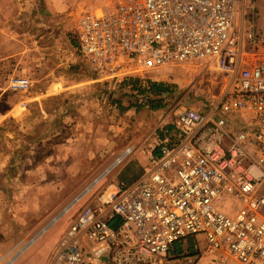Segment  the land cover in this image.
Listing matches in <instances>:
<instances>
[{
    "label": "built area",
    "instance_id": "obj_1",
    "mask_svg": "<svg viewBox=\"0 0 264 264\" xmlns=\"http://www.w3.org/2000/svg\"><path fill=\"white\" fill-rule=\"evenodd\" d=\"M256 1L127 0L78 20L80 51L106 79L214 59L228 83L204 109L179 112L137 180L110 183L81 205L46 264H163L177 242L198 235L209 253L264 264V16ZM29 86L27 77L9 81L14 91ZM134 151L128 147L43 232Z\"/></svg>",
    "mask_w": 264,
    "mask_h": 264
},
{
    "label": "rangeland",
    "instance_id": "obj_2",
    "mask_svg": "<svg viewBox=\"0 0 264 264\" xmlns=\"http://www.w3.org/2000/svg\"><path fill=\"white\" fill-rule=\"evenodd\" d=\"M122 1L127 0H63L58 6L54 0H0V264L26 242L27 248L9 264H46L81 205L95 203L110 183L129 185L138 179L160 134L179 112L204 109L227 86L214 59L171 63L124 77L171 86L164 107L154 110L144 97L121 86L124 78L100 75L80 51L78 20ZM257 6L261 19L264 0ZM14 76L29 78L30 86L9 88ZM128 147L135 151L43 232ZM43 180L60 186L56 195L37 193ZM205 248L204 235L185 239L181 251L170 253L163 264H241L226 251Z\"/></svg>",
    "mask_w": 264,
    "mask_h": 264
},
{
    "label": "trees",
    "instance_id": "obj_3",
    "mask_svg": "<svg viewBox=\"0 0 264 264\" xmlns=\"http://www.w3.org/2000/svg\"><path fill=\"white\" fill-rule=\"evenodd\" d=\"M121 86L129 87L132 92L137 93L138 96L144 97L148 102L149 106L154 109H160L164 107L162 104L163 99L167 93L172 91L171 86L161 81L152 80V79H145L143 80L139 76H130L124 78L120 81ZM134 98V97H132ZM122 103V101H121ZM117 104V103H116ZM173 124L169 125L164 132L160 134L159 138H164L169 132H171ZM158 152V149L155 150ZM113 226H117L118 223L112 222ZM196 236H190L185 239H192ZM180 240L175 244L174 250L171 253H179L181 251L182 242L185 240Z\"/></svg>",
    "mask_w": 264,
    "mask_h": 264
},
{
    "label": "crops",
    "instance_id": "obj_4",
    "mask_svg": "<svg viewBox=\"0 0 264 264\" xmlns=\"http://www.w3.org/2000/svg\"><path fill=\"white\" fill-rule=\"evenodd\" d=\"M55 1V4L56 5H58L59 6V4L61 5L63 2V0H54ZM257 3H258V0L256 1V6H257ZM1 4H3V2H1ZM257 10H258V6H257ZM244 16H245V11H243V10H241L240 12H239V19H240V24H242V22H244L245 21V18H244ZM263 18V17H262ZM261 18V19H262ZM242 27V26H241ZM48 164H50L51 162H50V160H51V158L49 157L48 159ZM53 179H55V178H53ZM135 179L136 178H132V182H134L135 181ZM134 180V181H133ZM137 180V179H136ZM130 181V182H131ZM42 183L41 184H38V185H36V187H35V189H36V191H37V193H39V195H41V196H52V195H50V194H52L53 192H56L59 188L58 187H60V186H57V183H55L54 181H52V182H47V181H41ZM38 189V190H37ZM54 195H56L55 193H53V196ZM48 210H44V212H42V213H45V212H47ZM51 251H52V247H51V249H50V251H49V253H48V256L50 255V253H51ZM48 261V260H47ZM47 263V262H46Z\"/></svg>",
    "mask_w": 264,
    "mask_h": 264
},
{
    "label": "bare ground",
    "instance_id": "obj_5",
    "mask_svg": "<svg viewBox=\"0 0 264 264\" xmlns=\"http://www.w3.org/2000/svg\"><path fill=\"white\" fill-rule=\"evenodd\" d=\"M122 2H126V1H122ZM141 2V1H140ZM102 9L100 11H95V13H101ZM96 182V181H95ZM94 182V183H95ZM74 204L70 205L69 207H67V210L73 206ZM55 222V221H54ZM52 222V224L54 223ZM26 245V246H25ZM24 247L20 248L5 264H9L10 262H12L13 260H15L16 256L19 255L20 253H22L26 248L28 244H25ZM3 259V256L0 255V260Z\"/></svg>",
    "mask_w": 264,
    "mask_h": 264
}]
</instances>
